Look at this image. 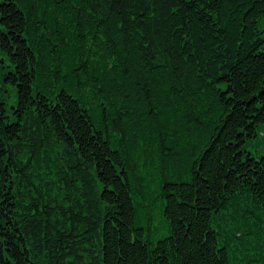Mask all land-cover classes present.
Instances as JSON below:
<instances>
[{"label":"trees","instance_id":"16d2710c","mask_svg":"<svg viewBox=\"0 0 264 264\" xmlns=\"http://www.w3.org/2000/svg\"><path fill=\"white\" fill-rule=\"evenodd\" d=\"M0 264H264V0H0Z\"/></svg>","mask_w":264,"mask_h":264}]
</instances>
